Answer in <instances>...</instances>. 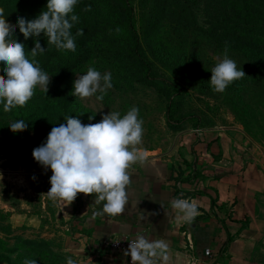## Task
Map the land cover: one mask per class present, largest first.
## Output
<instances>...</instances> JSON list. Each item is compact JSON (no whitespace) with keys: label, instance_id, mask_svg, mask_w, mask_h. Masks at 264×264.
<instances>
[{"label":"trees","instance_id":"16d2710c","mask_svg":"<svg viewBox=\"0 0 264 264\" xmlns=\"http://www.w3.org/2000/svg\"><path fill=\"white\" fill-rule=\"evenodd\" d=\"M47 2L0 0V12L6 22L16 28L13 39L24 44L28 58L33 59L30 51L37 39L42 48L47 49L34 59L43 71L50 74L52 92L46 95L35 89L33 97L23 107L17 106L9 112H4L0 106V113L29 124L26 130L14 133L11 140L27 144L31 154L46 141L51 129L65 123L68 116L79 118L83 124L93 122L87 121L86 110L79 108L71 95V76L85 65L97 62L110 66L116 71L115 84L123 82L157 87L162 78L157 77L155 63L144 53L143 43L147 39L152 40L155 51L158 49L167 58L180 60L179 63L185 65L184 75L187 78L197 76L199 71L200 57L194 53L197 39L205 41L215 51L224 52L227 45L229 53L239 55L242 61L249 60L248 75L245 73L242 79L226 88V92L234 96L237 108L243 112L249 107L245 102V96L250 92L247 84H254L255 89L262 90L260 72L264 70V0H79L74 8L79 20L71 31L75 36L83 29L84 35L76 36L75 52L61 51L54 45H47V38L43 34L38 38L25 39L16 27L18 17L35 19L46 8ZM196 5H201L202 9ZM199 18L205 20L208 28L198 25ZM163 20H166L165 25H162ZM166 31L167 36L160 35V32ZM2 73L3 68H0V79L4 78ZM166 84L168 86L164 85L161 93L170 111L188 94L175 85ZM181 120L178 119L172 126L183 125ZM3 147L0 143V151ZM9 166L10 170L17 171L19 163L12 161ZM11 217L9 213H0V263L20 264L25 259H36L35 252L39 257L37 264L64 262L63 258L51 252L49 242L11 237L15 230L10 224H4ZM7 239L14 240L13 247H8ZM12 255H15V259H12Z\"/></svg>","mask_w":264,"mask_h":264},{"label":"crops","instance_id":"0c3cea01","mask_svg":"<svg viewBox=\"0 0 264 264\" xmlns=\"http://www.w3.org/2000/svg\"><path fill=\"white\" fill-rule=\"evenodd\" d=\"M200 138L177 143L179 158L157 155L132 164L120 216L95 215L102 205L81 194L76 212L82 223L71 230L85 246L76 247L144 235L168 242V259L156 264H264L263 147L233 128L205 130ZM176 198L195 203L198 215L178 220L171 207ZM88 258L86 264H127L124 255L100 247Z\"/></svg>","mask_w":264,"mask_h":264},{"label":"rangeland","instance_id":"374dc122","mask_svg":"<svg viewBox=\"0 0 264 264\" xmlns=\"http://www.w3.org/2000/svg\"><path fill=\"white\" fill-rule=\"evenodd\" d=\"M196 7L202 9L201 5ZM165 24L166 20H163L162 25ZM198 25L208 28V24L201 18ZM160 33L164 37L167 36V31ZM152 45V40L147 39L143 43V50L155 63L157 77L162 78L157 87L129 85L123 82L115 84L116 71L106 64L97 62L89 63L72 74V92L74 81L79 75L86 73L89 67H94L102 74L109 72L112 76L113 87L107 91L103 101H97L95 97L76 99L73 96L78 107L86 110L87 121L92 120V124H95L109 112H119L123 116L132 107L138 108L144 131L141 143L133 147L144 159L157 155L179 158L181 157L179 151H174L177 143L186 140L201 141L200 137L205 130L215 128L224 131L238 129L246 135L248 140L259 144L264 149V70L260 72L262 90L255 89L254 84H247L250 92L245 96V102L249 107L246 112H243L237 108L234 96L229 95L226 90L222 93L214 92L209 84L211 70L223 59V52L215 51L205 41L197 39L194 53L200 57L199 71L197 76L187 78L184 75L185 65L180 64V60L167 58L158 49L155 51ZM228 55L236 62L238 69L242 68L247 74V69L251 65L250 61L246 59L242 61V58L234 53L228 52ZM248 73L252 74L249 70ZM203 74H206L205 77H202ZM163 81L179 87L188 94L170 111L167 108V100L161 93L164 85H167ZM52 85V79H50L47 93L39 86L36 89L49 95L52 92ZM178 119H182L183 125L172 126ZM14 122H16L14 118L0 113V125H2L0 143L4 145L0 151V213L12 215L4 224H10L15 230L11 237L19 236L23 240L49 242L51 252L59 255L60 259L63 258L62 264H66L68 257L77 260V264H86V259L97 253L99 243L94 249L85 247L84 251L76 247V245H83L80 238H74L76 233L71 230L77 222V228L82 223L80 214L76 212L82 203L80 202L81 194H78L69 205L46 197L51 187L49 183L51 170L43 168L34 160L27 144L11 140L14 133L9 126ZM12 161L19 163L17 171L9 169V163ZM68 230L71 231L68 232ZM1 237L4 236L1 234ZM6 243L8 247H13L14 240L7 239ZM11 257L15 259V255ZM34 257L39 259L37 252ZM51 258L54 261V258Z\"/></svg>","mask_w":264,"mask_h":264},{"label":"clouds","instance_id":"9594fccd","mask_svg":"<svg viewBox=\"0 0 264 264\" xmlns=\"http://www.w3.org/2000/svg\"><path fill=\"white\" fill-rule=\"evenodd\" d=\"M78 2L48 0L46 8L35 19L18 17L16 27L25 39L38 38L43 34L47 38V45H54L61 51L75 52L76 36L84 35L83 29L75 36L71 31L79 20L74 14ZM15 30L0 12V68H3L4 77L0 79V106L4 112L17 106L23 107L38 86L47 93L51 79L34 59L47 49L42 48L37 39L30 51L33 58L30 60L24 44L13 39ZM244 76L242 68L238 69L236 62L229 58L226 45L223 59L211 70L209 84L214 92L222 93ZM112 87L111 73L102 74L89 67L74 81L71 95L76 99L95 97L97 101H103ZM64 121L58 127H53L46 141L32 153L34 160L52 173L49 178L51 187L46 197L69 205L78 194L95 196L94 204L102 205L95 215H122L128 203L127 186L131 182L128 169L144 159L133 147L141 143L144 131L139 109L132 107L123 116L119 112H109L95 124H83L79 118L72 116ZM28 126L24 120H18L9 127L13 133H18ZM171 207L176 210L178 220L188 222L198 215L196 204L188 199L176 198L171 202ZM168 248V242L163 239L150 240L144 235H137L129 242L125 255L131 258V264H156L158 259H168ZM23 264H37V260L25 259ZM66 264H77V260L68 257Z\"/></svg>","mask_w":264,"mask_h":264},{"label":"built area","instance_id":"2783aa9c","mask_svg":"<svg viewBox=\"0 0 264 264\" xmlns=\"http://www.w3.org/2000/svg\"><path fill=\"white\" fill-rule=\"evenodd\" d=\"M133 239L129 237H112L110 239L103 240L100 243V248L108 251L110 253L114 254H121L126 257L127 264H131V258L129 256L125 255V252L127 251L129 247V242H131ZM205 256H210V251H205Z\"/></svg>","mask_w":264,"mask_h":264}]
</instances>
